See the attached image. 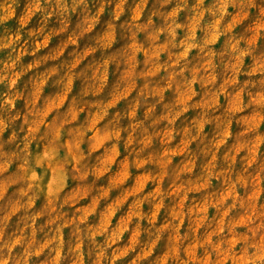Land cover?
I'll return each mask as SVG.
<instances>
[{
  "label": "clouds",
  "instance_id": "obj_1",
  "mask_svg": "<svg viewBox=\"0 0 264 264\" xmlns=\"http://www.w3.org/2000/svg\"><path fill=\"white\" fill-rule=\"evenodd\" d=\"M0 264H264V0H0Z\"/></svg>",
  "mask_w": 264,
  "mask_h": 264
}]
</instances>
